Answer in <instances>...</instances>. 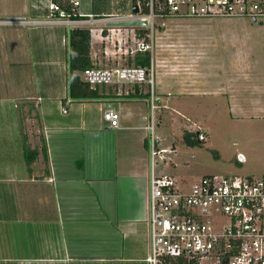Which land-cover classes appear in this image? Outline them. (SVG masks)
<instances>
[{
	"label": "crops",
	"instance_id": "crops-1",
	"mask_svg": "<svg viewBox=\"0 0 264 264\" xmlns=\"http://www.w3.org/2000/svg\"><path fill=\"white\" fill-rule=\"evenodd\" d=\"M73 1L0 0V26L11 27L8 30L15 35L12 38L19 58L15 63L24 64L26 59L22 58L31 54L32 62L44 69L41 81L45 83L33 93H24V89L18 95L23 109L15 118V137L25 136L27 146L26 139L29 143L35 140L32 129L41 134L37 144L28 147L37 152L36 159L27 162L20 141L15 146L17 153L10 150L8 157H0V264H114L124 261L126 255L129 257L125 260H135L143 252L146 255L140 260L148 264L149 154L144 156L143 165L131 155L121 158L118 152V142L120 148L121 142L126 147L137 131H144L143 147L150 150L146 127L151 108L149 96L144 97L148 91L143 86L116 84L97 87L96 99L69 98L71 30H92L91 58L97 67L134 65V59L145 54L137 51L142 39L136 28H112L106 22L128 20L134 0H80L77 7ZM51 3H69L72 13L66 18L52 14ZM80 15H92L97 22L80 23ZM181 20L188 19L167 22L178 24ZM176 26L171 27L169 35L178 43L180 31ZM215 32L219 30L200 29L188 34L186 48L185 43L180 44L183 48L179 51L185 50L181 53L185 60L176 61L178 64L169 61L167 66L157 49L153 56L149 52L156 72V113L161 116L158 125L166 114L184 113L198 130L186 131L193 142L201 133L205 143L213 131L202 117H197L206 114L208 101L215 100L219 106L225 102L223 109H228L232 117L248 112L264 119V70L242 66L245 39L236 29L229 30V38L224 31L220 33L222 39ZM221 41L230 46L232 57L224 60L218 54L211 59L205 43ZM168 76L170 79L165 80ZM56 77L61 79L58 86L53 84ZM108 110L119 115L118 128L104 119ZM21 114L28 116L30 135L25 132L22 136ZM30 114L36 118H30ZM157 137L160 148L167 149ZM17 219L25 225L21 236L13 227ZM34 226L41 228L40 234ZM40 238L43 244L35 245Z\"/></svg>",
	"mask_w": 264,
	"mask_h": 264
},
{
	"label": "built area",
	"instance_id": "built-area-1",
	"mask_svg": "<svg viewBox=\"0 0 264 264\" xmlns=\"http://www.w3.org/2000/svg\"><path fill=\"white\" fill-rule=\"evenodd\" d=\"M74 7L80 0H74ZM147 13L132 14L128 20H146L150 42L144 38L137 51L152 53L154 33L172 19H231L264 21V0H148ZM140 8V6H139ZM52 14L70 15L51 3ZM141 10V8H140ZM80 23L97 22L92 15H80ZM113 19L107 20L111 22ZM92 31V30H91ZM152 33V34H151ZM92 89L111 85L149 86L150 115L147 118L152 164L147 222L150 226L148 264H264V177H224L209 175L184 188L178 180L156 172V156L163 159L156 133V72L150 67L126 65L94 67L82 74ZM63 113H67L63 109ZM111 127L118 128L120 117L112 110L104 112ZM199 142L206 140L199 133ZM159 146V147H158ZM244 162L243 155L238 157Z\"/></svg>",
	"mask_w": 264,
	"mask_h": 264
},
{
	"label": "rangeland",
	"instance_id": "rangeland-1",
	"mask_svg": "<svg viewBox=\"0 0 264 264\" xmlns=\"http://www.w3.org/2000/svg\"><path fill=\"white\" fill-rule=\"evenodd\" d=\"M174 25H177L175 29L177 30L178 28L180 31L178 43L173 42V40H171L172 37L169 35L171 27ZM0 28H2L0 30H3L0 31V157H8L9 155H7V153L10 150L17 153V150L15 151V146L18 141L23 143L24 147V133L26 132V134L30 135L29 129L31 130V127L26 124L28 116L21 114L19 119L22 124V136L24 137L16 139L15 134H17V131L14 129L15 118L17 116V111L21 112V109H23V101H21L20 98L18 99V95L24 89H26L24 93L28 91L33 93L37 86L39 87L45 83L41 81V74L44 72V69L35 65L34 61L32 62L31 54H29L28 57L25 56L22 58L24 60L26 59L23 61L24 64L15 63L17 59H19L17 53H15L14 38H12L15 37V35L13 31L8 30L11 27H6L5 29L0 26ZM200 29H205L207 31L209 29H212L213 31L219 30V32L215 33H218L217 36L220 39H222L220 33L223 31L227 33V38H229V30L236 29V31L240 33V37L245 39L242 42V66L247 65L259 67V69L264 70V21L254 22L242 18H218L212 20H181L178 21V24L167 22L164 29L158 28L155 31L153 37L154 48L162 55L161 57L165 60L167 66H169V61L174 62L175 64L177 63L176 61H179L180 63L185 60V57L181 55V53H185V50L183 49V52H179L180 48H183L180 44L185 43V47L186 43L189 42L188 36L191 32ZM147 42H150V38ZM205 44L206 50L209 51L211 59H215L218 54L224 60H228L232 57L230 46L227 45L229 44L228 39L227 44L225 45L222 41L214 45H210V43ZM208 44L210 45V48H208ZM173 45H176V47H172ZM175 52H177L176 58ZM151 55L153 56V52ZM122 64H126V62H123ZM99 67L110 68L112 67V64ZM52 70H57V68H53ZM164 78L165 80L170 79L169 76ZM53 81V84L56 86L61 84L60 78L56 77ZM143 88L149 92V86L145 85ZM179 101L182 105L185 104L184 98H181ZM215 103V100L208 101V108H206V110L204 109L206 114H199V116H197L199 118L202 117V122H206V124L208 126L210 125L213 129L211 132L212 137L211 133H209L210 137H208L207 141L202 144L197 140L192 144L186 139V131H193V133H197L198 131L196 127L193 128L191 126L192 123L188 120L186 114H166L164 115L166 120L162 119L163 123L160 122L161 126H159L157 119L161 121V116L156 113L155 134L160 136L161 140L164 142V146L167 148V154L163 159L160 155L156 156V172L158 175L167 174L173 176L184 186V188L192 186L202 177L209 175L251 178L264 177V119L260 120L248 112H245L243 115H234V117H232L228 109H223V105L226 104L225 102L221 106L215 105ZM217 106L219 107L217 108ZM250 115L254 117H251ZM29 117L32 119L36 118L35 115L31 114ZM35 129H32V132L34 131L33 133L35 135L33 143L32 141L29 143V139H26V141H28V147H33V144H37L38 136L41 135L37 134ZM143 134L144 131L135 132V134H133L134 138L131 139V142L128 140L126 147L121 142L120 148L118 142V152L121 158L131 155L132 160L140 161L143 165H146L144 156L149 154V159L147 160L149 171L152 164V155L150 150L143 147ZM147 143L151 147V137H148ZM171 148H173V150H171ZM22 150L25 153V149ZM241 155L245 157V161L242 163L238 161V157ZM143 165L139 166L143 167ZM13 227L19 232V236L25 234H21V231L24 232L25 225L20 223V219H17V222L13 224ZM34 230H38L39 234L41 232V228L38 226H34ZM36 234L37 232L34 233L35 236ZM24 240L26 241V238ZM21 241H19V243ZM130 243L131 242L128 244ZM42 244L43 242L40 238L35 245L41 246ZM145 255L144 252L140 253L138 254V257L133 258L135 260L130 261L125 260L129 257L126 255L124 261L114 264H143L140 259H142L141 256L145 257Z\"/></svg>",
	"mask_w": 264,
	"mask_h": 264
},
{
	"label": "trees",
	"instance_id": "trees-1",
	"mask_svg": "<svg viewBox=\"0 0 264 264\" xmlns=\"http://www.w3.org/2000/svg\"><path fill=\"white\" fill-rule=\"evenodd\" d=\"M141 8L142 13H147L148 8L146 6L148 0H136ZM68 14L72 12V6L69 3L59 5ZM58 14V13H57ZM75 19V18H73ZM79 20H85L84 18H77ZM140 38H144L146 41L149 40L150 30L145 27L136 28ZM91 41L92 35L91 30L88 28H75L70 31L68 37L69 45V98L74 101L78 100H91L98 97L97 89H92L87 83L84 82L82 74L91 68L97 67L94 65L91 58ZM152 62V56L150 53H145L134 59V65L150 67ZM149 94L144 96L148 97ZM186 139L192 144L190 134H185ZM195 140V139H194ZM196 141V140H195ZM198 141V140H197ZM199 142V141H198ZM202 144V142H199ZM25 155L28 163H32L37 156V152L32 151L24 143Z\"/></svg>",
	"mask_w": 264,
	"mask_h": 264
},
{
	"label": "water",
	"instance_id": "water-1",
	"mask_svg": "<svg viewBox=\"0 0 264 264\" xmlns=\"http://www.w3.org/2000/svg\"><path fill=\"white\" fill-rule=\"evenodd\" d=\"M132 11L133 14L135 15H138L141 11L136 0L133 1ZM8 21H23V20L9 19ZM147 25L148 24L146 20H117V21L109 22V26L112 28H138V27H146Z\"/></svg>",
	"mask_w": 264,
	"mask_h": 264
}]
</instances>
